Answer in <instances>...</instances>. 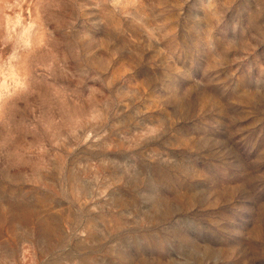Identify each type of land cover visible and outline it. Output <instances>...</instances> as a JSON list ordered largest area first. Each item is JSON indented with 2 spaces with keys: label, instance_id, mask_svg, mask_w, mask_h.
Masks as SVG:
<instances>
[{
  "label": "rangeland",
  "instance_id": "rangeland-1",
  "mask_svg": "<svg viewBox=\"0 0 264 264\" xmlns=\"http://www.w3.org/2000/svg\"><path fill=\"white\" fill-rule=\"evenodd\" d=\"M0 264H264V0H0Z\"/></svg>",
  "mask_w": 264,
  "mask_h": 264
},
{
  "label": "bare ground",
  "instance_id": "bare-ground-1",
  "mask_svg": "<svg viewBox=\"0 0 264 264\" xmlns=\"http://www.w3.org/2000/svg\"><path fill=\"white\" fill-rule=\"evenodd\" d=\"M12 70V69H11ZM11 73V72H10ZM17 76V75H16Z\"/></svg>",
  "mask_w": 264,
  "mask_h": 264
}]
</instances>
